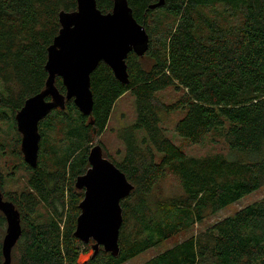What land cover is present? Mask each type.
<instances>
[{"label":"trees","instance_id":"trees-1","mask_svg":"<svg viewBox=\"0 0 264 264\" xmlns=\"http://www.w3.org/2000/svg\"><path fill=\"white\" fill-rule=\"evenodd\" d=\"M96 1L102 12L113 10L114 0ZM158 1L128 0L150 36L143 56L128 54L129 82L101 62L91 74V115L74 101L67 102L68 113L48 115L40 124L34 168L24 161L15 115L45 89L59 15L77 10L78 3L0 0V159L10 153L30 172L26 190L5 194L23 227L11 264H124L264 186V0H165L152 9ZM56 86L65 93L60 77ZM169 87L182 93L165 104L158 94ZM129 92L137 120L120 131L123 156L111 159L135 185L121 202L120 253L115 257L100 247L80 262L94 241L74 234L84 198L76 178L90 167V150L101 143L116 101ZM174 111H184L175 127L181 137L193 144L220 138L228 152L189 156L162 125ZM170 173L182 194L164 202L156 191ZM42 204L49 214L39 213ZM6 232L0 211V264ZM144 264H264V197Z\"/></svg>","mask_w":264,"mask_h":264},{"label":"water","instance_id":"water-1","mask_svg":"<svg viewBox=\"0 0 264 264\" xmlns=\"http://www.w3.org/2000/svg\"><path fill=\"white\" fill-rule=\"evenodd\" d=\"M77 3V10L62 11L59 15L61 29L48 49L45 89L29 97L15 115L22 135L20 148L24 161L34 168L39 160L41 121L54 109H65L66 101L71 99L84 115H91L94 106L91 74L98 65L105 62L119 81L128 83V54L134 51L143 56L149 47V33L134 17L128 0H114L113 10L108 13L99 9L96 0H77ZM164 3L165 0H159L151 8ZM57 77L63 80L65 94L56 86ZM48 97L51 100H47ZM88 161L90 167L75 183L76 189L84 192V198L79 203L74 234L85 243L93 240L94 253L103 247L117 257L124 222L121 202L131 195L135 185L104 155L101 143L91 148ZM0 211L7 219L3 264H11L13 248L23 230L19 210L3 198L1 180Z\"/></svg>","mask_w":264,"mask_h":264},{"label":"rangeland","instance_id":"rangeland-1","mask_svg":"<svg viewBox=\"0 0 264 264\" xmlns=\"http://www.w3.org/2000/svg\"><path fill=\"white\" fill-rule=\"evenodd\" d=\"M182 91H177L174 87H169L168 89L160 92L158 98L162 103L171 104L175 102ZM184 116V111H174L167 114L163 120L162 125L165 128V132L168 138L173 140L182 150H184L189 156H207L213 153H227V145L225 141L220 138L217 140H212V136H209L203 144H193L189 139L181 137L175 130L176 123ZM137 120V110L135 96L132 93H126L121 96L115 103L113 107V112L111 114L110 120L108 122L107 128L98 138L99 142L103 145L104 155L111 159H120L124 154V143L120 137V131L127 126L135 123ZM5 129H8V125L4 123ZM162 126V127H163ZM215 132V131H214ZM7 136V134H5ZM212 135V134H211ZM8 138V136L6 137ZM9 139V138H8ZM5 140V137H4ZM53 141V139H52ZM49 141V142H52ZM5 146L4 151L9 152V146L3 142ZM1 152V149H0ZM162 155H158V160ZM0 170L3 174V191L5 193L21 192L26 190L29 186L30 172L21 167L19 160L11 155L10 153H5L0 159ZM156 194L161 201H167L175 195H181V187L179 181L173 174H168V176L161 181ZM264 197V186L253 193L244 196L237 202L229 204L227 207L221 211L208 215L201 223L195 224L192 228L184 231L180 235L162 243L157 247H153L150 250L140 254L135 259L124 263V264H144L152 257L163 252L167 248L181 242L191 236H197L202 232H206L211 226L216 222L232 216L238 212L243 207L254 203L255 201ZM39 213L49 214L46 207L42 204L38 209ZM89 243V242H88ZM94 250L92 249L87 254H81L79 261L83 262L88 259Z\"/></svg>","mask_w":264,"mask_h":264},{"label":"flooded vegetation","instance_id":"flooded-vegetation-1","mask_svg":"<svg viewBox=\"0 0 264 264\" xmlns=\"http://www.w3.org/2000/svg\"><path fill=\"white\" fill-rule=\"evenodd\" d=\"M59 89V88H58ZM60 90V89H59ZM61 93H63V92H61ZM65 93H66V91H65ZM64 93V94H65ZM47 100H51V97H48L47 98ZM68 101H74V99H71V100H68ZM68 101H66V108L65 109H61V108H57V109H54L50 114H52V113H54V112H57V111H66L67 113H68V109H67V106H68V104H67V102ZM82 113V112H81ZM49 114V115H50ZM83 114V113H82ZM44 121V119L41 121V123ZM40 123V124H41ZM41 140H42V137H41ZM41 143V142H40ZM41 145V144H40ZM26 170V169H25ZM28 171V170H27ZM0 180H1V191H2V194H3V198H4V200L5 201H9V202H12L13 203V201H12V198H11V196H6L5 194V192L3 191V185H2V183H3V174H2V172H1V170H0ZM14 204V203H13ZM16 206V205H15ZM17 208V207H16ZM18 209V208H17ZM4 215V214H3ZM5 216V215H4ZM6 218V217H5ZM22 229H23V227H22Z\"/></svg>","mask_w":264,"mask_h":264}]
</instances>
